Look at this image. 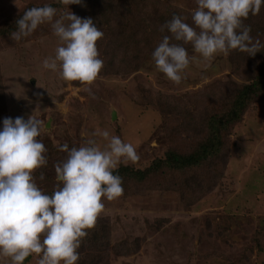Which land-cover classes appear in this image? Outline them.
<instances>
[{"label": "rangeland", "instance_id": "1", "mask_svg": "<svg viewBox=\"0 0 264 264\" xmlns=\"http://www.w3.org/2000/svg\"><path fill=\"white\" fill-rule=\"evenodd\" d=\"M46 4L57 9L54 19L69 10L91 18L103 32L104 47L110 44L108 31L120 29L127 9L105 8L103 0H82L78 8L57 0H0V127L6 117L27 119L32 114L41 120L38 139L47 149V165L33 176L49 195L57 184L55 165L66 158L58 146L79 147L93 138L103 148L107 141L92 136L97 130H108L136 148L139 161L126 166L132 170L149 168L170 150H192L206 136L210 108L218 109L217 101L231 102L241 86L256 82V64L264 59V49L254 55L232 50L205 66L187 44L195 59L182 82L174 84L152 59L162 32L157 28L150 36L146 31L164 25L173 14L192 25L196 0H140L132 6V19L146 14L156 20L139 27L140 18L134 19L138 24L129 27L122 47L105 56L112 67L103 64L92 85L65 81L58 71L42 67L61 45L50 24L21 41L9 37L25 10ZM243 23L251 27L254 40L264 43V5ZM98 52L100 56L104 48ZM121 59L127 67L120 66ZM261 85L228 123L225 145L216 157L183 174L157 169L142 180L124 178L120 197H102L104 209L78 249L79 264L90 259L94 264H264V78ZM193 119H200V125H191ZM38 259L33 253L23 264H38ZM0 264L11 261L0 257Z\"/></svg>", "mask_w": 264, "mask_h": 264}, {"label": "clouds", "instance_id": "2", "mask_svg": "<svg viewBox=\"0 0 264 264\" xmlns=\"http://www.w3.org/2000/svg\"><path fill=\"white\" fill-rule=\"evenodd\" d=\"M57 2L68 7L81 0ZM196 4L193 24L173 14L160 29L171 35H165L152 52L157 70L177 85L195 59L183 45L191 44L205 66L218 54L238 50L254 55L264 49V43L254 40L251 27L243 23L249 14L259 13L264 0H196ZM56 13L47 4L25 10L9 37L21 41L40 25L50 24L61 45L54 57L42 61L43 69L58 71L62 80L90 86L104 64L96 47L103 32L91 18H80L69 10L54 19ZM84 91L94 95L91 87ZM41 127V120L32 114L27 119L6 117L0 127V257L23 264L35 253L38 264H76L87 230L104 209L102 197L111 201L123 194L118 168L135 164L140 157L131 143L108 130L92 133L107 141L103 148L93 138L79 147L59 145L66 158L55 165L57 184L49 195L33 176L35 169L47 165V149L38 139ZM39 179H44L43 173Z\"/></svg>", "mask_w": 264, "mask_h": 264}, {"label": "trees", "instance_id": "3", "mask_svg": "<svg viewBox=\"0 0 264 264\" xmlns=\"http://www.w3.org/2000/svg\"><path fill=\"white\" fill-rule=\"evenodd\" d=\"M87 1L90 2L92 0H87ZM103 1L105 8L119 7V9L126 8L127 10L130 11L129 12L126 10L127 17L125 16V11H123L126 19L125 21L121 20V22H118V23H123L120 26V29L108 31L107 38L110 37L109 38L110 44L108 43L104 47V44L100 43V41H102L101 38L98 39V41L96 42L97 49L104 48V53L100 54L99 57L102 58L104 54V59H103L104 64L107 66V68H111L113 62L108 61V59L110 58H107L105 56L108 54V51L109 52L111 51L112 53L116 52L120 47L119 45H121L122 47L120 41H123L122 39H125V37H127L129 33V27H132V25L137 26L138 24L134 22V19L137 17L140 18L139 27H141V25L144 22L149 23L148 21L151 20L154 21L156 19L149 20L148 15L146 14H143V16L142 15L140 16L139 14H135V18L132 19L134 14V13L132 14V6L133 4H135L136 1L140 2V0H103ZM80 4H74V5L76 8H78ZM154 24H156V22L152 23L151 26ZM161 26H162L161 24H159V26L155 25L153 26V28H151L149 31L146 32L151 36L153 32L156 31L158 28L159 34L160 32H162L161 35L163 37L165 35H169V34H165L168 33L166 29L164 31L159 30V27L161 29ZM161 39L156 43L159 44L161 42ZM149 41L150 40L148 39V43H150ZM171 42L179 43L177 41H171ZM186 45L183 46L186 48ZM120 61H121L120 66H123V68L128 66V64L126 63V59H121ZM256 65L258 66V70L256 71L258 72V74L256 75V79H257L256 82H252L250 84L241 86L231 102L222 104V102L219 101L220 103L219 104L218 101L214 99L215 101H217L214 103L215 108L218 109L210 108L212 109V111L205 117L206 136L202 138V140H200L199 143L192 150L189 151L170 150L165 154L163 158H158L149 168L145 170H132L129 167L121 166L118 168V174L122 177V181L124 180V178L127 177L134 178L137 180L145 179L147 175H149L151 172L157 169L159 170L172 169L174 171H180L183 174L192 169L195 170V167L200 168L203 165L204 161H206L209 158L216 157L218 153L223 150V147L225 145V141L222 138V136H223V132L225 131V128H227L228 123L236 120L239 117L242 109H244V106L248 103V101H250L253 98L252 97L253 95H251V93L255 95L258 93V91L262 89V85L260 86V84H263V78H264V59H262L261 62ZM174 99L177 98L174 97ZM177 103L181 105L179 101H177ZM200 123H201L200 119H193L191 121V125H195V126L200 125ZM88 241L91 243L89 239ZM97 242H101V240H98ZM87 254L89 255V253ZM94 263L95 261L92 259L85 262V264H94ZM76 264H79V262L77 261Z\"/></svg>", "mask_w": 264, "mask_h": 264}, {"label": "water", "instance_id": "4", "mask_svg": "<svg viewBox=\"0 0 264 264\" xmlns=\"http://www.w3.org/2000/svg\"><path fill=\"white\" fill-rule=\"evenodd\" d=\"M24 263V262H23Z\"/></svg>", "mask_w": 264, "mask_h": 264}]
</instances>
